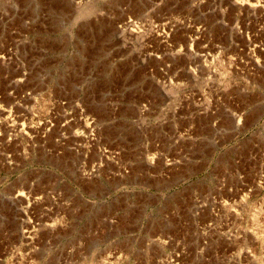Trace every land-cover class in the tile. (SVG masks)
Returning <instances> with one entry per match:
<instances>
[{
	"label": "rangeland",
	"instance_id": "rangeland-1",
	"mask_svg": "<svg viewBox=\"0 0 264 264\" xmlns=\"http://www.w3.org/2000/svg\"><path fill=\"white\" fill-rule=\"evenodd\" d=\"M208 1L231 30L203 64L144 46L196 0H0V264H264V55L236 32L264 0Z\"/></svg>",
	"mask_w": 264,
	"mask_h": 264
},
{
	"label": "bare ground",
	"instance_id": "bare-ground-1",
	"mask_svg": "<svg viewBox=\"0 0 264 264\" xmlns=\"http://www.w3.org/2000/svg\"><path fill=\"white\" fill-rule=\"evenodd\" d=\"M196 8L199 9L200 11L203 9H206V8H212V11H210L209 14H202L201 17H199V18L197 17L194 20L180 19L176 24H173V25L169 24V25H166L165 27L163 25L161 27L157 23L155 25L156 35L150 34V36H147L145 38V42H144L145 48L146 49H152V45L148 44L147 42H149L155 38L156 41L159 40L160 43L164 44V46H166L169 50H172L176 46V43L173 39L174 35H176L177 33H183L184 39L186 40V45H184V46L179 45L178 49H176V50H178L177 55H180V54H183V55L188 54L190 56L194 55L193 57L199 59V61L203 64H205V63L207 64V63H210L211 61H213L214 54H215L213 50H217L216 55H220V53H221L220 43L218 45H211V46L207 45L206 48H204V46H202L201 44L203 41L208 40L212 36V28L214 26H217L220 24L219 25L220 27H224L226 29V31L229 30L227 32H230V30H231L230 24L231 23L224 21L222 18L217 24H215V21H214V19H215V5H212V3L209 2L208 0H196ZM250 15L254 16L252 21L254 19H257L260 22L261 28H260V30H254L255 25L252 26V24L248 27L249 29H253V31H252L253 34L249 37V39L247 41H245V47L247 49L249 47V52L245 56V59H243L242 64L254 63V64L259 65L262 62L263 55H264V48H261L264 45L263 44L264 43V38H263L264 21H261L264 14L262 15V13H261L260 16L256 18L255 13L250 14V13L246 12L244 18H248V17H250ZM206 17H210V18L214 17V19L212 18L213 22H208L207 20H205ZM224 22H226V23H224ZM147 23L149 24V20H147ZM132 24H134V26L137 27V29L131 28ZM141 24H143V23H141ZM127 26H130V35H131L130 39L131 40L133 39L132 37L144 34V30L142 29V27H144V26L140 25L141 27L139 28V26L136 25V21H134L131 17H128L127 22L124 23V28H128ZM119 27L121 28V26H119ZM13 34H16V31H13ZM151 37H153V38H151ZM127 43H128L127 47L130 49L135 46V43L133 41H129ZM258 45L260 47H257ZM17 47L18 46H17L15 40L13 41V43H10L9 52H8L9 58L6 59V58L2 57V64L6 65V66H11V67H13L12 65L21 64L20 59L17 57V51H16ZM183 51H185V52H183ZM170 55H173V54H170ZM225 56H226V59L228 60V62H230V63L236 61L232 57V54L230 55L229 53H225ZM153 57L160 58V55L154 54L152 51H150L149 53H145L142 56L141 63L144 64V63H146V59H151ZM127 60H129V64L131 66H133V68L136 67L137 59L130 58ZM23 74H24V76H26V73H23ZM24 79H25V77L24 78L19 77L18 80L20 82H22V81H24ZM28 96H30V92L25 97H28ZM25 97H23V98H25ZM0 98H1V96H0ZM129 102H131V101L129 100ZM63 105H65V104H62L61 106H63ZM2 106L3 105L1 104L0 109ZM76 106L81 107L80 103H77ZM9 108L12 109V106H10ZM74 109L76 110V107H74ZM32 110H34V109H32ZM33 114H35V112H33ZM37 118H40V117H37ZM49 123H52L53 126L48 127ZM66 124H62V126H58V123L55 121H51V120L33 121L31 118V124L26 125L25 123H23L22 128H29L32 130H35V129L36 130H43L44 131L43 137H44L45 132H48L52 129H57V127H60L61 129H63V128L71 125L70 122H66Z\"/></svg>",
	"mask_w": 264,
	"mask_h": 264
},
{
	"label": "built area",
	"instance_id": "built-area-1",
	"mask_svg": "<svg viewBox=\"0 0 264 264\" xmlns=\"http://www.w3.org/2000/svg\"><path fill=\"white\" fill-rule=\"evenodd\" d=\"M250 18H254L253 15H250V17H248L247 19ZM252 24L251 20H247L246 22H244L242 25H238L236 26V32L239 33V35L243 38V41L245 43V41H247L249 39V37L253 34L252 31L253 29H249L248 27ZM260 22L258 21V23L255 25L256 27H254V30H260ZM257 47H260L259 45ZM263 48V47H261ZM249 49V47H248ZM53 124L49 123L48 127H52Z\"/></svg>",
	"mask_w": 264,
	"mask_h": 264
}]
</instances>
